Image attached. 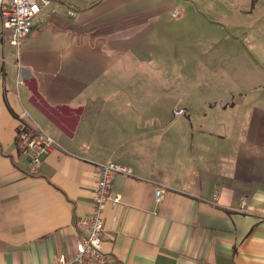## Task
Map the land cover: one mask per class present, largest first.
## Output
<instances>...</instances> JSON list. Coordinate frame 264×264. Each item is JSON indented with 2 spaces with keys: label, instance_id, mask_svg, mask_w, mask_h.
Here are the masks:
<instances>
[{
  "label": "crops",
  "instance_id": "0c3cea01",
  "mask_svg": "<svg viewBox=\"0 0 264 264\" xmlns=\"http://www.w3.org/2000/svg\"><path fill=\"white\" fill-rule=\"evenodd\" d=\"M200 3L49 0L18 49L0 16V264L72 252L106 162L131 169L103 211L117 261L264 264V32L255 42L249 22L224 37L233 49L194 48L204 34L168 22L190 13L222 29ZM35 129L56 146L32 169L17 134Z\"/></svg>",
  "mask_w": 264,
  "mask_h": 264
},
{
  "label": "built area",
  "instance_id": "2783aa9c",
  "mask_svg": "<svg viewBox=\"0 0 264 264\" xmlns=\"http://www.w3.org/2000/svg\"><path fill=\"white\" fill-rule=\"evenodd\" d=\"M49 3V0H0V16L3 29L8 31L11 42L18 49L39 22L38 14ZM67 13L75 15L74 9ZM177 11H172L175 16ZM175 115L183 114L182 108L173 110ZM22 116H25L23 114ZM21 153L29 159L34 169L41 159L55 146L54 140L45 132L35 129L33 132L19 131L17 134ZM97 182L94 189L93 210L90 215L74 219L73 228L79 232L74 250L70 253L60 254L52 264H124L114 259L102 248L103 211L107 204L117 205L120 197L111 190L114 178L118 174L131 175V169L125 165L106 162L96 166ZM163 198V189L155 187L153 199L159 203ZM238 211H246V202L241 201Z\"/></svg>",
  "mask_w": 264,
  "mask_h": 264
},
{
  "label": "rangeland",
  "instance_id": "374dc122",
  "mask_svg": "<svg viewBox=\"0 0 264 264\" xmlns=\"http://www.w3.org/2000/svg\"><path fill=\"white\" fill-rule=\"evenodd\" d=\"M201 3L198 5L202 9L208 18L214 21H220L223 23L222 29L215 23H209L200 25L194 19L190 17V13L182 15L180 19H170L169 26L174 27L177 35L182 34L184 31L189 33L204 34L205 40L193 41L194 48H216V49H228L236 47L235 41H226L224 37L229 34L232 37H242L244 31H248L247 24L252 22L249 27V33L256 42V38H261L264 32L263 21L257 20V16L264 10V0H198ZM186 6V5H184ZM183 6L181 5V9ZM185 9V8H184ZM183 9V10H184ZM180 11V9H178ZM256 18V20H254ZM167 23V24H168ZM207 35V37L205 36ZM235 39V38H233ZM238 47H242V42L239 40ZM162 46V45H161ZM171 46L175 49H182L184 47L183 41L174 40ZM206 68V66H204ZM203 67V68H204ZM209 67V66H207ZM204 68V69H205ZM211 70H215L218 67H209ZM220 74H215L216 78H222ZM182 88L176 89V97L180 98L182 95Z\"/></svg>",
  "mask_w": 264,
  "mask_h": 264
}]
</instances>
